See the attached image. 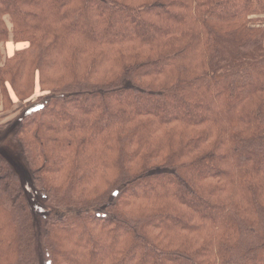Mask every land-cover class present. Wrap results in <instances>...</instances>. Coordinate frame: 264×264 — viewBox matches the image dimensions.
Instances as JSON below:
<instances>
[{
  "label": "trees",
  "instance_id": "obj_1",
  "mask_svg": "<svg viewBox=\"0 0 264 264\" xmlns=\"http://www.w3.org/2000/svg\"><path fill=\"white\" fill-rule=\"evenodd\" d=\"M263 41L264 0H0V261L264 264Z\"/></svg>",
  "mask_w": 264,
  "mask_h": 264
},
{
  "label": "rangeland",
  "instance_id": "obj_2",
  "mask_svg": "<svg viewBox=\"0 0 264 264\" xmlns=\"http://www.w3.org/2000/svg\"><path fill=\"white\" fill-rule=\"evenodd\" d=\"M73 1V0H72ZM18 11H21V10H18ZM124 19H125V17H123ZM3 19H4V21H5V23H6V25H7V30L9 31V34H10V39H13V35H12V33H13V23L10 21V18H9V16L8 15H4L3 16ZM75 28H77V25L75 26ZM57 36V38H59V34H57L56 35ZM14 41V40H13ZM9 44L11 45V52H8V44H4L3 42H0V66L4 63V61H5V59H6V57H8L9 55H12L13 53H15L16 52V50H20V49H23L24 47H26V46H28V43H26V42H21V43H19V42H17V43H12V42H9ZM263 46H264V41H263ZM15 51V52H14ZM59 58H60V56L61 55H63V58H64V60L66 61L68 58H70L71 57V53L70 52H68L67 50H60L59 49ZM72 60L73 61H76L75 60V57L74 58H72ZM20 63V65L23 63L22 62V60L19 62ZM46 61L43 59V60H41V66H40V70H36L34 67H33V70H34V76H33V72L30 74V76H29V84L30 85H32V82L34 81L35 82V85H34V88H32V90H31V92L29 93V97H30V101L31 100H35V101H38V102H40V101H43V97L46 95L45 93H47V91H45L46 89H47V86H48V83H47V81H46V79L47 78H45L46 76L49 78L51 75H53V73H55V66H52L51 64H47L46 66ZM45 66V67H44ZM78 66H77V64H75V65H73V68H72V74L73 73H76V70L78 69L77 68ZM71 71V70H70ZM20 72H18V74H19ZM22 75H24L25 76V73L24 74H22ZM72 77H73V75H72ZM28 78V75H27V73H26V76H25V78H24V80H26ZM41 78H45L44 80H41V83H40V79ZM34 79V80H33ZM49 80V79H48ZM21 80L19 79V81H18V79H17V83L21 86ZM44 82V83H43ZM45 83H47V84H45ZM23 89H25L26 88V86H21ZM27 88H29L28 86H27ZM44 95V96H43ZM41 96H43V97H41ZM120 96V95H119ZM17 97V96H16ZM29 97L27 98L26 97V100H24V101H27L28 99H29ZM15 99V98H14ZM17 99H19L18 97H17ZM155 101V99H150L149 101H148V104L150 105V104H152L153 102ZM77 103H78V101H77ZM80 103V102H79ZM17 105L18 104H15V105H10V103H9V101H8V99H7V95H6V93H5V91H3V90H1L0 89V130L2 129H4V127H5V124H6V122H8L12 117H14L18 112H19V108L17 109ZM55 104L54 103H51L49 106H48V111H50V110H53L54 108H55ZM21 107H23V105L21 106ZM166 111V110H165ZM166 112H169V111H166ZM50 120V118L48 119V121ZM23 123H24V127H23V129L25 128V126L27 125V120H23ZM28 127H29V125H27ZM31 128V127H30ZM34 128L35 127H33L32 128V130H34ZM20 135L19 136H21L23 139H22V143L24 144L23 145V148H25V152H26V157H27V153H29V147H28V145L27 144H25V141H27V142H29L30 140H31V138H30V136L27 134V133H25V129L23 130V132L22 133H19ZM27 145V146H26ZM18 148V147H17ZM19 149V148H18ZM13 156V155H12ZM35 158L36 157H31L30 159H29V165H30V167H31V170L34 172L36 169H37V166L39 165V164H37V165H35V162H34V160H35ZM15 161L17 160V159H14ZM44 169H45V166H42L40 169H38L36 172H37V174L36 175H42V173L44 172ZM32 172V173H33ZM94 177V176H93ZM93 177H92V179L91 180H85L83 183V185H84V187H86V188H89V187H92V185H95L97 182L95 181V180H93ZM170 180H173V179H168L167 180V183L168 182H170ZM138 190H140V188H139V186H137V187H135V189H133V191H138ZM70 222V223H69ZM69 222H67L66 224H58V225H60L61 227L63 226H72L73 225V223L75 222V221H69ZM0 227H1V225H0ZM63 250V249H62ZM137 250H138V247H137ZM45 256V255H44ZM43 255H42V259H41V253L39 254V259H41L42 260V262H44L45 261V259H46V257H44ZM74 257L75 256H69L68 257V259H74ZM65 259V258H64ZM18 260H19V257H18ZM40 260V261H41ZM66 260V259H65ZM148 260V257L147 258H145V261H147ZM37 261V259H35V262ZM39 261V262H40ZM145 261H144V263H145ZM180 261V263L179 264H189L188 262H186V261H182V260H179ZM45 263V262H44ZM143 263V264H144ZM0 264H9V263H5V262H3V261H0ZM124 264H129V262L127 261L126 263H124ZM131 264H134V262L133 263H131Z\"/></svg>",
  "mask_w": 264,
  "mask_h": 264
},
{
  "label": "bare ground",
  "instance_id": "obj_3",
  "mask_svg": "<svg viewBox=\"0 0 264 264\" xmlns=\"http://www.w3.org/2000/svg\"><path fill=\"white\" fill-rule=\"evenodd\" d=\"M11 45L8 43V52H11Z\"/></svg>",
  "mask_w": 264,
  "mask_h": 264
}]
</instances>
